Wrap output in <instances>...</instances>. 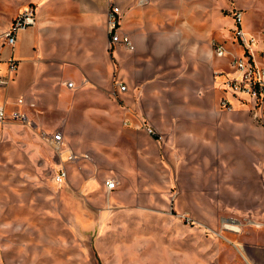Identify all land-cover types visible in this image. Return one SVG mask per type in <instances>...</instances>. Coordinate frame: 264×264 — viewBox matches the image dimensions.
Instances as JSON below:
<instances>
[{"label": "crops", "instance_id": "1", "mask_svg": "<svg viewBox=\"0 0 264 264\" xmlns=\"http://www.w3.org/2000/svg\"><path fill=\"white\" fill-rule=\"evenodd\" d=\"M0 1L4 5L0 33L28 4L36 9V23L20 30L11 48H0V75L6 74L0 79H7L0 84V105L9 112L22 98L18 109L26 116L25 123L0 126V198H10L8 141L17 139L20 153L36 159L41 168L47 163L39 146L40 141L47 143L41 131L62 135L56 151L60 160L54 164L57 170L65 168L66 180L58 184V198H100L103 181L86 177L83 171L95 147L80 148L74 142L86 137L84 124L103 137L129 140V170L147 162L141 138L161 154H177L178 170L197 164L198 156L209 162L204 156H217L219 146L229 148L227 140L236 149L233 161L245 162L243 102L249 103L256 121L254 107L251 100L225 91L224 81L237 76L229 64L242 56L243 47L230 40L219 22L218 0ZM112 5L121 12L118 34L129 37L132 49L110 43L106 16ZM242 28L250 33L243 20ZM253 37L260 42L264 32ZM212 42L222 44L224 56L216 55ZM251 51L256 65L263 66L264 56L258 59ZM10 57L17 69L8 77ZM67 82L73 86L68 88ZM116 83L125 85L118 96L113 95ZM223 98L231 109L221 106ZM144 126L155 130L161 141L148 135ZM69 152L79 158L66 161ZM76 165L82 178L75 174ZM235 174L242 175L239 170ZM66 186L73 195L64 194ZM108 192L115 198L112 190ZM249 249L257 251V259ZM229 255L232 264L238 258L264 264V222L257 243H244Z\"/></svg>", "mask_w": 264, "mask_h": 264}, {"label": "rangeland", "instance_id": "2", "mask_svg": "<svg viewBox=\"0 0 264 264\" xmlns=\"http://www.w3.org/2000/svg\"><path fill=\"white\" fill-rule=\"evenodd\" d=\"M218 6L232 42H237L236 9L243 13L247 36L263 34L264 0H218ZM3 9L0 1V14ZM253 38L251 49L259 59L261 41ZM243 104L245 162L239 163L227 140L229 148L219 146L217 156H204L209 162L198 156L197 164L178 170L177 154H161L141 138L147 162L129 170V140L103 137L84 124L86 137L74 142L95 149L83 171L103 186L115 179V198L105 186L100 198H58L56 150L39 142L47 155L39 168L36 159L20 153L17 139H10V198H0V264H232L231 250L257 243L264 222V126L253 119L249 103ZM83 171L76 165L79 178ZM64 194L73 190L66 186ZM249 252L257 259L256 250ZM236 264L259 263L238 258Z\"/></svg>", "mask_w": 264, "mask_h": 264}, {"label": "built area", "instance_id": "3", "mask_svg": "<svg viewBox=\"0 0 264 264\" xmlns=\"http://www.w3.org/2000/svg\"><path fill=\"white\" fill-rule=\"evenodd\" d=\"M242 12L236 9L233 12V35L237 43L243 46V54L241 57H234L231 62V68L237 72V76L224 81L225 90L229 91L232 96L238 94L246 95L250 100H254V118L257 123L264 126V66H258L253 60L251 46L254 43V38L247 36L242 28ZM121 19V12L118 6L112 5L107 12V30L110 34L111 44H123L128 49H132L133 46L127 35L118 34V26ZM36 23V9L32 4H28L19 12L16 17L11 21L9 27L0 33V48L9 47L14 45L17 33L27 27L33 26ZM212 46L217 56H224L226 49L221 43L212 42ZM261 55L264 56V38L260 42ZM17 69V62L12 57L7 60L8 77H11ZM7 79H0V84H4ZM66 86L71 88L72 82H67ZM125 91V85L116 83V89L113 91L114 96H118L119 93ZM23 103L22 98H18L15 102L16 108L7 112L3 105H0V126L7 124L8 122H26V116L19 111L18 107ZM221 106L227 110L231 109V104L227 99L221 100ZM144 130L148 135L156 137L157 141H161V136L158 135L151 127L144 126ZM40 137L51 145L56 151H59L62 145V135L60 131H56L52 134L41 131ZM79 157L72 152H69L66 161H75ZM86 159L87 156H82ZM54 181L57 184H61L66 180V171L64 167L59 168L54 174ZM118 185L115 179H107L104 181L106 190H114Z\"/></svg>", "mask_w": 264, "mask_h": 264}, {"label": "bare ground", "instance_id": "4", "mask_svg": "<svg viewBox=\"0 0 264 264\" xmlns=\"http://www.w3.org/2000/svg\"><path fill=\"white\" fill-rule=\"evenodd\" d=\"M243 17V16H242Z\"/></svg>", "mask_w": 264, "mask_h": 264}]
</instances>
